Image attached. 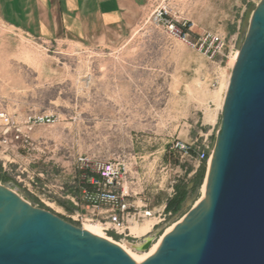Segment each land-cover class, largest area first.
Returning a JSON list of instances; mask_svg holds the SVG:
<instances>
[{
	"label": "rangeland",
	"instance_id": "374dc122",
	"mask_svg": "<svg viewBox=\"0 0 264 264\" xmlns=\"http://www.w3.org/2000/svg\"><path fill=\"white\" fill-rule=\"evenodd\" d=\"M260 1L130 0L108 17V30L80 40L42 39L0 21L3 108L19 122L53 118L32 130L29 144L0 151V182L84 226L94 223L75 212L90 211L75 202L91 186L78 160L114 162L126 172L130 199L154 212L138 225L154 220L147 235L160 239L203 195L209 166L199 154L216 144L234 57ZM172 200L177 209H168ZM103 232L128 247L146 237Z\"/></svg>",
	"mask_w": 264,
	"mask_h": 264
},
{
	"label": "water",
	"instance_id": "95a60500",
	"mask_svg": "<svg viewBox=\"0 0 264 264\" xmlns=\"http://www.w3.org/2000/svg\"><path fill=\"white\" fill-rule=\"evenodd\" d=\"M148 235L134 250L146 252ZM0 264H264V0L232 69L201 200L137 262L0 182Z\"/></svg>",
	"mask_w": 264,
	"mask_h": 264
},
{
	"label": "built area",
	"instance_id": "2783aa9c",
	"mask_svg": "<svg viewBox=\"0 0 264 264\" xmlns=\"http://www.w3.org/2000/svg\"><path fill=\"white\" fill-rule=\"evenodd\" d=\"M163 16L164 13L159 11L158 18L163 19ZM169 27L175 35L187 40L186 33L175 23L169 21ZM52 121V116L48 114H36L29 115L23 122H19L3 108L0 99V151L6 152L21 146L24 142L29 144L32 130L38 125L49 124ZM176 147L186 154L192 150V146L185 142H177ZM212 151L213 148L207 146L199 154V159L205 161L208 166ZM78 163L83 171V178L91 188L84 189L80 201L75 202L79 208L85 205L90 214L87 215L79 209L75 212L76 219L99 224L103 231H113L124 238L137 239L131 227L153 216L154 212L146 205L130 199L133 194L128 185L126 172L114 162L89 156L79 158Z\"/></svg>",
	"mask_w": 264,
	"mask_h": 264
},
{
	"label": "crops",
	"instance_id": "0c3cea01",
	"mask_svg": "<svg viewBox=\"0 0 264 264\" xmlns=\"http://www.w3.org/2000/svg\"><path fill=\"white\" fill-rule=\"evenodd\" d=\"M129 1L0 0V21L11 23L42 39L71 37L80 40L108 30V17L122 14L120 9L126 7ZM146 234L134 235L140 238Z\"/></svg>",
	"mask_w": 264,
	"mask_h": 264
},
{
	"label": "bare ground",
	"instance_id": "6f19581e",
	"mask_svg": "<svg viewBox=\"0 0 264 264\" xmlns=\"http://www.w3.org/2000/svg\"><path fill=\"white\" fill-rule=\"evenodd\" d=\"M237 57V54H236V56L234 57V62H236L235 60L237 59L236 58ZM202 191H203V195H202V197L200 198V200L203 198V196L205 195V191H206V182L204 183V185H203V189H202ZM153 218V217H152ZM141 224V223H140ZM153 224H154V220H152V219H149L148 221H146L145 222V224H142V225H138V224H136V225H138V226H135L133 229H132V233H134L135 235H142V234H146V233H148V232H150V231H152V229H153ZM176 225V223L175 224H173V225H171L170 227H168V229L166 230V232L164 233V235L166 234V233H168V232H170L173 228H174V226ZM84 228H86V229H88V230H90V231H92L93 233H96V234H98V235H101V236H104V237H106V238H109L110 240H113L111 237H108L107 235H105V233L103 232V231H101L102 230V227L99 225V224H96V223H94V224H92V223H90V224H85L84 225ZM163 235V236H164ZM145 236H148L147 234L145 235ZM163 236H161V238L160 239H158L157 241H155L154 240V242H153V244H152V246L150 247V249L149 250H147L146 252H145V254H142V255H138L135 251H133L131 248H129L130 246H131V244H129V247L127 246V245H122L121 244V246L136 260V261H138V262H143L145 259L144 258H146V257H148V256H150L151 254H153L156 250H157V248H158V246H159V244H160V242H161V240H162V238H163ZM114 241V240H113ZM142 241V240H141ZM141 241H136L137 243H139V242H141Z\"/></svg>",
	"mask_w": 264,
	"mask_h": 264
},
{
	"label": "trees",
	"instance_id": "16d2710c",
	"mask_svg": "<svg viewBox=\"0 0 264 264\" xmlns=\"http://www.w3.org/2000/svg\"><path fill=\"white\" fill-rule=\"evenodd\" d=\"M178 202H180V200H178ZM169 208H176L177 209L178 208V203L176 201L173 202V200H172V202L170 203L168 209Z\"/></svg>",
	"mask_w": 264,
	"mask_h": 264
}]
</instances>
